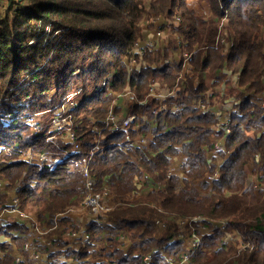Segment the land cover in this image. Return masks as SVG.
Instances as JSON below:
<instances>
[{
	"label": "trees",
	"instance_id": "trees-1",
	"mask_svg": "<svg viewBox=\"0 0 264 264\" xmlns=\"http://www.w3.org/2000/svg\"><path fill=\"white\" fill-rule=\"evenodd\" d=\"M12 1L6 12L13 16L0 18V92L7 97L12 87L26 88L25 102L13 108L23 115L25 110L49 108L67 91L81 89L80 101L70 110L79 150L54 166L46 160L40 166L28 156H54L62 149L70 150L71 143L62 145L59 140L54 145L48 141L47 130H36L15 116L8 123L0 120L4 188L0 209L15 194L22 210L33 214L40 225L52 226L56 213L77 206L84 197L77 162L85 163L95 146V126H105L113 98L109 90L128 87L135 94L128 107L136 122L120 130L105 128L101 148L88 162L96 190L112 192L115 207L106 220L61 217L59 227L49 233L53 247L37 245L44 255L42 262L68 264L73 257L85 260L81 264H170L165 257L176 261L185 251L182 239L169 240L178 231L177 219L202 215L227 218L230 223L203 234L188 264H264V107L245 94L264 89V0ZM202 11H207V19ZM160 15L170 21L169 26L176 16L186 24L180 41L171 34L167 46L146 49L142 64L129 72L126 60L134 45ZM224 16L226 37L233 41L226 55L221 49L205 47L214 41ZM171 48L193 51L189 71L174 96L165 101L147 97L151 84L170 85L179 75L183 57L164 63ZM32 66L37 72L20 81L21 71ZM211 83L225 85L222 99L241 98L231 110L232 129L224 150H213L216 163L209 162L206 153L215 148L223 130L213 114L203 112L194 101ZM174 104L181 109L174 111ZM152 134L146 146L135 143ZM181 153L185 155L182 175L170 174L171 164ZM258 153L256 181L247 164ZM139 183L145 192L132 198ZM156 219L167 223L165 230L157 227ZM78 229L89 239L74 240L66 234ZM226 231L242 233L250 246L237 251L233 242L224 243ZM28 232L26 219L0 218V264L29 263L16 262L20 251L28 255L24 250ZM146 255L153 257L146 260Z\"/></svg>",
	"mask_w": 264,
	"mask_h": 264
},
{
	"label": "built area",
	"instance_id": "built-area-1",
	"mask_svg": "<svg viewBox=\"0 0 264 264\" xmlns=\"http://www.w3.org/2000/svg\"><path fill=\"white\" fill-rule=\"evenodd\" d=\"M202 14L204 15V18L207 19L208 17L207 11H202ZM168 23H170V21L166 22L165 18L162 15L155 16L152 19L151 21L152 29L150 33L146 34V38L142 43L137 42L134 45L131 51V55L126 60V65L129 72H132L136 67L142 64L146 49L156 50L159 49L160 47L167 46L166 44L168 42L169 35L174 34L175 38L178 41H180V34L182 30L186 28V24L181 23V19L179 16H176L173 19V26H169ZM226 25H227V17L224 16L217 25V34L215 36L214 41L206 45L205 47L221 49L222 53L225 55L228 53L230 47L232 46L233 41L228 40L226 37L225 34ZM139 43L141 44V46L139 45ZM192 54L193 51H181L180 49L174 50L171 48L170 55L164 59V63L169 64L171 62L176 61V59H180V57H183V61H180L181 69L179 75L175 79V82H173L170 85H167L166 83L159 84L155 82L151 84L147 90V97L154 96L159 98L160 100L165 101L171 96H174L176 94L179 81L182 78H184V74L189 71ZM235 77L238 78L239 74L235 75ZM261 80L264 82V71L261 74ZM213 81L214 79H212V82ZM224 88L225 85L223 83L221 85H213L211 83L207 89H204L200 93V95L194 99V101L195 104L203 112H209L213 114V116L217 119L218 129H222L223 130L222 136L226 137L231 132L232 129L231 110L233 109V107L239 104L241 98L236 97L234 95H229L227 96L226 99H222V96L226 94ZM77 93L79 94L80 90H75L72 99H70L71 96H69L66 100V102L69 103L70 110H72L77 104V100H74L77 96ZM112 93L115 94L113 100L114 103L111 105V108L109 109L107 116L104 119L105 126H99V127L95 126V130L97 131L95 146L90 151L89 157L87 158V161L85 163L77 162L80 165L81 186H82V190L84 191V197L82 201L77 206H72L65 211L56 213L54 217V224L52 226L40 225V223L33 214L22 210L20 208V202L15 194L14 195L12 194L9 205L0 209V218L5 219L7 218V216H17L26 219L29 224L28 238L24 243V250L28 252V255H26L23 250L20 251L16 255L17 263L29 261L28 264H45L44 262H42V260L44 259V255L40 253L39 249L37 248V245L39 246L47 245L50 248L53 247V242L49 237L50 235L49 233L59 227L58 221L64 215H70L77 218L80 215H84L86 218L85 222L92 220L94 221L106 220L107 213L115 207L116 205L115 195L112 192H110L108 189H103L101 191L96 190L95 182L91 175V170L88 165V162L92 157V155L94 154V152L101 148L100 141L102 138V131L105 128L120 130L127 128L136 122V115L134 113H131L128 107L129 103H131L135 98V94L133 93V91L127 87L123 91H115V92L112 91ZM245 94L251 95V98L254 101H256L257 103L261 104L264 107V89L260 91L252 90L250 93L245 92ZM116 107H120L119 112L116 111L115 109ZM172 108L174 111H178L181 109L180 106L177 104L172 105ZM67 116H68L66 118L67 120H64L65 121L64 125L60 123V125L58 126V124L56 123V118H54L53 121L55 123L54 126L57 125L55 127L56 129L57 128L63 129L65 127L68 128L67 130H64V132L65 135L68 136V138L71 140L69 141L71 143L70 150L62 149L59 152H57L54 156L52 155L50 156V154L48 155L47 153L30 154L28 156L29 160H34L39 162L40 166H42L44 161L46 160L48 163L54 166L55 164L60 163L64 157H68L70 154L78 152L79 142L78 139H76V134L74 133L71 125V114L69 113ZM34 129L37 130L39 128H37V126H34ZM56 129H54V131ZM153 136L154 134L150 136H142L141 138L136 140L135 143L137 145L144 147L149 143L150 139ZM50 137L53 138L54 134H52ZM214 145L216 148L217 146L216 142H214ZM207 150L208 152H212L214 149H207ZM259 159H260V153H258L255 156L254 161H250L247 164L248 170L252 178H254L256 181L258 174L254 170V164L255 162H258ZM184 162H185V155L181 153L178 157L175 158V160L171 164L169 173L182 175ZM209 162L216 163L217 160L214 157H212L211 161ZM214 175H216V172L214 173ZM214 175H211L209 177L212 179ZM181 184H183V182H181ZM1 189H4L2 180H0V190ZM142 190H145L144 185L139 183V185L137 184V188L131 193H133V195L136 193L137 194L136 196H138L139 194H141ZM132 198L135 197L132 196ZM159 210L161 209L159 208ZM73 213H76V215H74ZM176 222H177L178 231L176 235L172 236L169 240L171 242H174L176 241L177 238L182 239L185 242V251L183 253V256L176 261H174L171 258L165 257V259L170 264H188L195 250L200 245L203 234L208 233L216 228L225 229L226 227H228L230 223L229 219L227 218L211 219L210 217L202 216V215L179 217ZM155 224L161 230H165L167 227V223L162 219H156ZM66 234L71 239L74 240L89 239V235L83 229L72 230V231L68 230ZM223 242L224 243L233 242V244L237 248V251H243L244 249H247L250 246L248 237H245L244 235H242V233L238 231L234 233L232 232L230 233L229 231H226ZM152 257L153 255L151 256L146 255L145 259L149 260ZM84 261H79L78 259L72 260V258H70L68 264H81Z\"/></svg>",
	"mask_w": 264,
	"mask_h": 264
},
{
	"label": "rangeland",
	"instance_id": "rangeland-1",
	"mask_svg": "<svg viewBox=\"0 0 264 264\" xmlns=\"http://www.w3.org/2000/svg\"><path fill=\"white\" fill-rule=\"evenodd\" d=\"M16 1L17 0H13L12 2H16ZM8 3H9V0H0V18L4 17L6 14H8V12H6V10L10 8V5H8ZM12 9L16 10L15 4L13 5ZM8 15L13 16V15H11V13ZM49 27L50 26H48V29H49ZM150 31L151 30L145 31L144 32L145 35L143 36V38L139 39L137 42L142 43L146 38V34L147 33L149 34ZM48 33H49V30H48ZM225 34H226V31H225ZM152 36H153V34H152ZM169 37H170V35L168 36V42H169ZM168 42L166 45H168ZM140 43H139V45L141 46ZM158 44H159V42H158ZM164 44H165V42H164ZM48 59H49V57L46 58L44 60V62H42L39 67L41 68L46 63V61ZM35 72H37V71H36V68L33 66L30 68H26L23 71H21L20 76H19V80L20 81L27 80V76L32 75V73H35ZM91 86H92V83L87 82V87L92 88ZM14 88L15 87H12L13 90L11 91V94L7 97H3V95L0 92V111H1L0 112V120L4 121L5 123H8V122H11L12 121L11 119H13V117L15 116L18 120H19V118H20V120H25L26 123L33 125V127L37 126V128H39L37 130H39V131L47 130V133H49L48 136L49 135L51 136V134H54L53 138L50 136L48 137V141H53V143L55 142L54 145H57L59 140L62 141V145L63 144L66 145L67 142L71 141L68 138V136H66L64 134L65 133L64 130H67L68 128L65 127L63 129H60V128L56 129L55 127L57 125L54 126L55 123H54L53 119L56 118V123L58 124V126L60 125V123H62L63 125L65 124L64 120H67L66 119L68 117L67 115L70 113L69 103H67L66 100L69 96H71L70 99H72V97L74 96L75 90H70L69 92L67 91L66 93H64L63 95L58 97L57 98L58 100L49 108H46L44 110L42 109V110H38V111H31V112H27L24 109L25 111L23 112V115H22V113H20V111H17V110L14 111L13 108L22 105L23 101L25 102V98L27 95H25V93L23 91L26 88H24L23 91H19L18 88H15V90H14ZM79 90H80V93L79 94L77 93V96L74 100L80 101V99L82 97V90L81 89H79ZM112 91L113 90H109V92H108V93H111V95L113 96L112 101H111V105L114 103L113 99L115 97V94L112 93ZM113 92H115V91H113ZM20 95H22V96L20 98H18ZM5 104L7 106H4ZM6 109H8L9 111L8 110L6 111ZM17 114L20 117H17ZM54 129H56V130L54 131ZM210 151H212V150H210ZM213 152L214 151H212L210 154V152H208V150H207L206 156H209V158L207 157V159L209 161H211L212 157H215V156H213ZM214 155H215V153H214ZM144 192H145V190H142L141 194H143ZM141 194L136 196L137 195L136 193L134 195H133V193H131V195L135 198L140 197ZM73 214L76 215V213H73ZM7 217H9V216H7ZM72 260H74L73 257H72ZM78 260L83 261L82 259H78Z\"/></svg>",
	"mask_w": 264,
	"mask_h": 264
},
{
	"label": "crops",
	"instance_id": "crops-1",
	"mask_svg": "<svg viewBox=\"0 0 264 264\" xmlns=\"http://www.w3.org/2000/svg\"><path fill=\"white\" fill-rule=\"evenodd\" d=\"M224 140H225L224 136H220V137L216 138L215 142H216L217 146H216V148H214V151H220V150H222V148H224ZM210 154H211V152H210ZM213 156H214V152H213ZM208 158H209V156H208ZM216 160H217V158H216Z\"/></svg>",
	"mask_w": 264,
	"mask_h": 264
}]
</instances>
